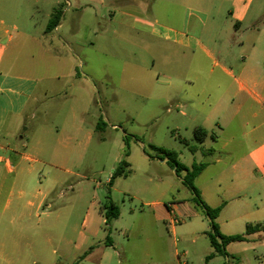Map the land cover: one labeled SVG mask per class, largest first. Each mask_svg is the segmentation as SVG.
<instances>
[{
	"label": "rangeland",
	"instance_id": "obj_1",
	"mask_svg": "<svg viewBox=\"0 0 264 264\" xmlns=\"http://www.w3.org/2000/svg\"><path fill=\"white\" fill-rule=\"evenodd\" d=\"M128 1H137L132 11L144 24H130L122 7ZM239 1L0 0V79L5 73L28 75L37 84L19 117L5 113L11 100L14 109L20 106L19 96L5 91L0 98L5 115L0 144L9 148L0 149V178L16 183L5 213L12 214L20 188L25 198L48 190L51 200L50 208L44 203L40 209L51 217L32 212L31 225L21 231L17 217L11 223L5 215L0 218V243L17 264H161L175 253L188 264L203 259L210 246L202 233L209 230L208 218L182 182L184 171L177 175L156 157L153 146L175 151L187 167L210 163L194 184L214 192L211 178L222 165H214L215 159L228 161L244 151L206 153L216 148L212 139L199 143L193 137V128L205 121L202 102H212L231 81L216 63L231 66L223 57L226 37L245 41L258 36L264 53V0H250L249 14L258 17L252 26L237 27L230 11ZM60 4V28L45 32ZM213 16L219 27L203 36L204 50L165 38V27L184 29L189 20L198 19L209 29ZM39 42L50 52L42 51ZM260 60L264 65V55ZM248 105L247 132L257 124L251 112L260 108L252 101ZM99 121L104 123L96 128ZM236 121L228 128L236 130ZM122 161L128 164L125 173L111 178ZM221 176L220 192L228 180ZM108 201L119 215L106 223ZM171 203H179V210L169 219L163 210ZM191 231L198 232L194 240ZM242 246L245 261H264L261 244L255 250Z\"/></svg>",
	"mask_w": 264,
	"mask_h": 264
},
{
	"label": "crops",
	"instance_id": "obj_2",
	"mask_svg": "<svg viewBox=\"0 0 264 264\" xmlns=\"http://www.w3.org/2000/svg\"><path fill=\"white\" fill-rule=\"evenodd\" d=\"M66 1L67 0H65V3L67 4ZM166 1L168 2L169 0ZM136 6L137 1H128L122 4V7L128 10L125 14L130 24L134 21H138L139 24H144L145 20L142 17L134 15L132 11ZM249 9L250 0H240L237 5L235 4L234 9L230 11L231 18L235 21L237 27L243 24L252 26V19L255 18V16L258 17V14L252 17L249 14ZM202 11L201 13L208 16L205 10ZM60 26L61 21L53 30L58 31ZM218 27L219 23L215 16L212 17L209 29L204 26L203 22L199 24L198 19L193 21L189 20L186 22L184 29L165 27V38L172 40L174 43L184 48H202L204 50V43L202 42L203 36L206 33L208 34L210 30H217ZM149 31L153 33L155 32V28L152 27ZM225 40L227 42L223 57H225L226 61L229 62L231 66L226 67V62L222 61L216 63L220 67L222 73L231 77V81L222 88L218 97L212 102H202V106L206 113L205 121L201 125L196 126L203 127L208 132L207 137H210V133L214 136L210 138L215 143L216 148L210 146L206 153H221L226 150H228V152H233L241 149H244V151H241L242 153L239 157H234L228 161H222L218 157L213 162L214 165L216 163H222V165L218 166L219 170L216 175L211 178L216 184L218 191L216 190V192H214L208 187L204 188L198 186L197 188L208 206L212 208L220 206V211L215 218V223L221 234L234 235L244 233L248 224H259L261 227L258 231L247 235V238L243 241L228 243L225 248L229 254L227 256L214 254L206 258L208 254L213 252V248L210 245L205 249V255L198 264H251V261H245L244 259V251L246 249L244 250V246L242 245H245L248 249L250 248L249 246H251V248L255 250L256 246L261 244L264 248V93H262L264 89V65L260 60V57H262L264 53L259 50L258 36L255 40L248 38L245 41H239L232 35V37H226ZM38 45L42 51L50 52V49L45 47L43 43L39 42ZM2 54L3 50L0 52V62ZM234 69L237 75H234ZM1 77L0 98L3 92L9 91L13 94H17L19 99H21L20 106L17 109L13 108L15 99L11 100L5 113L8 112L9 114L19 117L25 111L26 105L36 90V80L28 75H9V73H5L1 75ZM10 80L16 81L17 85H8L5 87L4 84ZM233 86L236 88L234 93L231 91ZM230 92H232V94H230ZM251 101L257 103L260 108L258 111L251 112L250 118L255 120L257 124L252 130L247 132L244 131V125L246 122V113H248L249 110L248 104ZM177 105L180 106V103L178 102ZM181 106H184L182 102ZM236 117L237 121L235 126L237 129H229L230 123L233 122ZM4 120L5 115L0 111V132L4 126ZM227 128L229 129L228 131ZM248 136H251V139H248ZM0 149L7 150L9 148L0 144ZM209 149L213 150L208 151ZM2 159L3 158L0 157V160ZM209 165L210 163H207L202 171ZM220 175H222L221 178L228 179L225 181L224 188L226 191L224 190L222 192L219 191V189L222 188L220 179L218 178ZM14 181L15 179L11 181V183H8L6 179L0 178V218L5 215L9 223H11L14 218L17 217L19 223L16 227L20 231L23 230V227H29L31 225L30 220L32 212H34V215L38 218L40 214H42L46 219H49L51 216H49L48 212L40 213L43 204H49L51 202L48 197V190L44 191L42 189H37L36 192L28 198L24 197V190L22 188L18 189V201L15 202L14 207L11 209L12 214L5 213L10 206L9 197L16 184ZM178 205L179 203L167 205L166 209L163 210L164 215L169 219L176 216L179 210ZM173 221H176V219H173ZM36 225L39 226V222H37ZM7 228H9V226ZM172 228H174V226H172ZM205 232L207 231H203L202 233L206 236ZM159 234L158 232L157 236H160ZM189 234V238L192 240L198 237L197 231H191ZM107 241V243L111 245V242H109V240ZM238 247L240 249H238ZM14 253H16V251L12 249L11 254ZM182 253L185 255L186 251H182ZM4 255L6 257H4ZM217 257H223V261L219 262ZM253 257L254 259H258V257ZM2 261L6 264H17V261H14L8 253H5V244L3 242L0 243V263ZM22 264H25V261H22ZM161 264H188V260L185 259L181 261L177 253H175L173 259L162 262ZM256 264H264V261L260 260Z\"/></svg>",
	"mask_w": 264,
	"mask_h": 264
},
{
	"label": "trees",
	"instance_id": "obj_3",
	"mask_svg": "<svg viewBox=\"0 0 264 264\" xmlns=\"http://www.w3.org/2000/svg\"><path fill=\"white\" fill-rule=\"evenodd\" d=\"M63 13V5L60 4L54 7L53 11L51 12L49 19L46 24V31H51L54 29L60 22L61 15ZM103 124V121H99L96 123V128L99 125ZM208 135V132L201 126H196L193 129V137L197 142H202ZM210 137H214L212 133L209 134ZM185 144L188 145L186 140H183ZM153 148L156 150L157 154L156 157L161 160H165L174 168V172L179 175L180 172L184 171V175L182 176V182L189 188L190 192L192 193V198L199 205L204 213V215L209 220L210 230L205 232L206 236L208 237L209 243L213 248V252L208 254L206 258L213 256L214 254H220L227 256L229 255L226 251V246L230 242L234 241H243L247 238V235L258 231L260 229L259 224H248L244 233L234 234V235H224L219 232L218 226L215 223V218L220 211V206L217 207H210L208 206L204 200L201 198L199 189L194 184V179L201 173V171L205 168L206 163H192L189 167L185 166L184 164L180 163L177 160V154L175 151L162 148V147H155ZM189 149L195 151L196 146H190ZM213 149H209L208 151H212ZM128 164L125 161L119 163V165L113 170L111 178L118 174H124V168L127 167ZM111 182V180H110ZM104 209V216L105 222H109L111 218H117L119 215L118 207L112 202L108 201L103 206ZM75 264V263H72Z\"/></svg>",
	"mask_w": 264,
	"mask_h": 264
},
{
	"label": "built area",
	"instance_id": "obj_4",
	"mask_svg": "<svg viewBox=\"0 0 264 264\" xmlns=\"http://www.w3.org/2000/svg\"><path fill=\"white\" fill-rule=\"evenodd\" d=\"M50 207H51L50 204H47V205H46V209H48V208H50Z\"/></svg>",
	"mask_w": 264,
	"mask_h": 264
}]
</instances>
